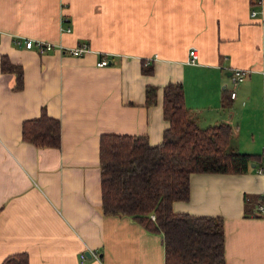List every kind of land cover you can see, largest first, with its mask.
<instances>
[{"label":"crops","instance_id":"crops-1","mask_svg":"<svg viewBox=\"0 0 264 264\" xmlns=\"http://www.w3.org/2000/svg\"><path fill=\"white\" fill-rule=\"evenodd\" d=\"M0 33V59L23 70L15 89L0 67V263L26 252L30 264H165L160 233L102 214L99 137L161 142L162 88L180 82L199 126L227 122L231 147L259 158L244 173H192L189 198L172 208L223 217L225 264H264V172L254 168L264 161V0H0ZM83 42L82 55L58 46ZM234 67L252 71L231 98ZM149 84L157 98L146 105ZM42 106L60 121L59 147L21 140Z\"/></svg>","mask_w":264,"mask_h":264},{"label":"trees","instance_id":"trees-1","mask_svg":"<svg viewBox=\"0 0 264 264\" xmlns=\"http://www.w3.org/2000/svg\"><path fill=\"white\" fill-rule=\"evenodd\" d=\"M0 67L14 74L15 89L23 87L19 64L2 55ZM150 69L144 66L143 71ZM156 98L157 87L146 85L145 104H154ZM162 113L168 126L157 144L142 134H100V210L127 215L147 231L160 233L165 264H225L223 217L177 212L172 203L189 198L192 173H244L259 155L231 147L227 122L199 126L195 112L184 104L180 82L163 86ZM60 134L59 119L49 116L45 106L37 118L21 123V140L36 147H59ZM0 264L30 263L26 252H17Z\"/></svg>","mask_w":264,"mask_h":264},{"label":"built area","instance_id":"built-area-1","mask_svg":"<svg viewBox=\"0 0 264 264\" xmlns=\"http://www.w3.org/2000/svg\"><path fill=\"white\" fill-rule=\"evenodd\" d=\"M254 13H255V11L253 10L252 14H254ZM15 42H17V43L20 42V39L15 38ZM24 43L27 47L34 45L40 51L50 49L55 45L51 42L42 41V40H38V39L37 40L24 39ZM58 46L60 48H64V51L66 50L68 53L73 54V55H82V54H84L90 50V48L88 47V44L84 43V42L80 43V44L73 45V46H69V47H63L60 44ZM188 55H189V57L187 59L188 62H191V63L195 62L196 57H197V49L194 47L189 49ZM151 59H152V57H151ZM107 62H108V60L105 57H102L101 59L97 60L96 64L98 66H102V65H106ZM149 62H150L149 59L145 61V63H149ZM251 71H252V69L249 67H243V68L234 67L231 69L230 82L233 86V89L229 90V95L231 98H234L236 95V91H235L234 87L237 85V83L244 76L248 75ZM260 72L264 78V67L261 68ZM256 171L259 173L264 172V161L256 167ZM257 212L264 215V204L263 203H260L257 206ZM151 218H154L153 214L151 215ZM95 257H97L96 254H95ZM84 258H85V255H84V253H82L81 254V260H84Z\"/></svg>","mask_w":264,"mask_h":264},{"label":"water","instance_id":"water-1","mask_svg":"<svg viewBox=\"0 0 264 264\" xmlns=\"http://www.w3.org/2000/svg\"><path fill=\"white\" fill-rule=\"evenodd\" d=\"M86 253H87L88 256L90 255L89 251H86Z\"/></svg>","mask_w":264,"mask_h":264}]
</instances>
